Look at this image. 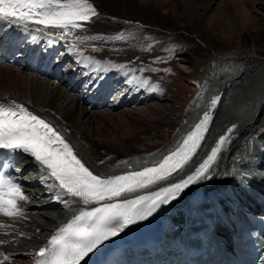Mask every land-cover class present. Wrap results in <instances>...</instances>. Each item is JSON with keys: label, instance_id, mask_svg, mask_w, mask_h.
<instances>
[{"label": "bare ground", "instance_id": "1", "mask_svg": "<svg viewBox=\"0 0 264 264\" xmlns=\"http://www.w3.org/2000/svg\"><path fill=\"white\" fill-rule=\"evenodd\" d=\"M93 2L99 15L82 30L64 33L0 21V42L7 43L11 52V59L0 66V103L15 101L46 119L89 170L102 177H112L157 164L180 144L215 98L218 104L210 121V134L188 165L167 181L128 198L151 195L162 187L181 182L194 174L217 148L219 151L207 178L189 185L176 199L158 208V222L162 223L167 215L179 222L195 194L200 195L203 202L224 209L227 205L223 194L231 198L234 192L240 191L245 202L243 184H252L260 190L264 170H256L253 155L264 150V0ZM170 37L196 41L203 50L219 58L212 78H205L202 91L182 111L177 96L150 75V68L138 67L139 70H135L141 72L136 74L129 65L130 56L143 40L153 38L157 41L154 44L159 45ZM116 51L118 57L113 56ZM76 53L105 62L106 69L97 73L82 67L77 63ZM193 53L196 59L197 52ZM179 54L184 63H194L192 56ZM58 67L63 71L61 75L56 73ZM4 69L16 71V77L9 78L8 70ZM182 75L187 78L185 71ZM207 84L212 88L204 93ZM80 88H96L95 93L105 100L97 105L86 103L78 95ZM222 100L224 105L221 106ZM102 113L121 119L118 122L98 120L95 115ZM132 113H137L144 123L167 127L172 133L169 132L168 138L155 134V137L145 138L139 144L140 149L131 151L127 158H124L126 154L119 158L109 144L100 142V138L107 125L109 143L124 146L125 140L132 139L137 131L131 121L122 119L125 114ZM169 113L175 115L164 123ZM115 133L121 136H117L121 141ZM221 138H226L223 145L219 143ZM248 141L256 142L259 148L254 145L248 150L245 148ZM22 158L24 162L17 165L14 172L22 179L18 185L27 199L17 202L22 215L0 214V264H38L37 246L48 245L59 228L79 211L95 207L68 196L57 200L53 196L57 189L46 186L52 181H44L45 174L39 165L29 156L22 155ZM65 200L69 202L65 204ZM176 206L180 213L176 212Z\"/></svg>", "mask_w": 264, "mask_h": 264}, {"label": "snow or ice", "instance_id": "2", "mask_svg": "<svg viewBox=\"0 0 264 264\" xmlns=\"http://www.w3.org/2000/svg\"><path fill=\"white\" fill-rule=\"evenodd\" d=\"M98 15L93 0H0V21L25 28L34 25L67 33L82 30L85 23L92 22V18ZM76 55L79 57L77 63L86 69L97 73L106 69L105 62L84 56L83 53ZM107 64L117 67L111 62ZM211 118L210 113H205L182 147L159 165L124 175L102 177L89 170L72 147L45 120L15 101L0 103V150L14 154L20 152L33 158L45 174L44 181H52L46 186L57 189L53 193L57 200L68 196L78 198L86 206L95 205L91 210L79 211L59 228L48 246L37 253L41 258L38 264H82L90 253L106 241L118 236L128 226L151 216L161 204L176 199L189 185L207 178L206 174L219 148L212 151L194 174L181 182L162 187L151 195L128 198L131 194L156 186L182 169L203 139ZM225 140L221 138L219 143L223 145ZM26 199L20 185L0 175V214L10 217L22 215L17 202ZM63 202L67 204L69 201Z\"/></svg>", "mask_w": 264, "mask_h": 264}, {"label": "rangeland", "instance_id": "3", "mask_svg": "<svg viewBox=\"0 0 264 264\" xmlns=\"http://www.w3.org/2000/svg\"><path fill=\"white\" fill-rule=\"evenodd\" d=\"M118 32L119 34H121V30H118ZM119 34H116V35H119ZM126 34H130V33L126 32ZM124 36L126 37L127 35H124ZM174 38L176 37H170L168 39H164V41L162 40V42L159 45L154 44V41L155 42L157 41L153 38H149L148 40H143L142 43L138 44L137 47L135 48L134 54H132L133 56L132 55L130 56L131 58L129 59V63H130L129 65L132 67V71L134 70L133 72L136 71V74H139L141 72L140 70L137 73V70H139V68H142V67L150 68V75H152L159 84L161 83L163 87L168 89L171 94L177 96L176 101L181 105V111H182L183 109H187L189 105L191 104V102L193 101L194 97L202 91V87H203L202 83L204 82L205 78L209 77L208 80L212 78L210 76L213 75L214 73L213 71H215L216 65L219 63L218 61L219 58L215 56L213 53H211L210 51L205 50V49L203 50V48H201L202 45L196 41H191V40L183 41L182 39L180 40L179 38H177L178 39L177 40ZM142 47H148V48L144 49ZM158 48L161 51L157 50ZM147 49L149 50L145 52V50ZM193 52L198 53V54L196 53V59H195V55ZM179 53H183L186 56L188 55L189 58L192 56L195 60L194 63L193 64L184 63ZM113 54H114L113 55L114 57L119 56L118 51L113 52ZM4 70L6 72L8 70L7 74H9L8 75L9 78L16 77L17 75L16 71H12L9 69L7 70L4 69ZM182 71H185L187 73V78L183 77ZM30 78H33V77H30ZM220 83H221V80L219 81L217 86H219ZM210 88H212L211 85L207 84L205 86L204 93H208ZM222 104H223V100H222L221 106ZM174 115L172 113H169L168 116L165 118L164 123L168 122L170 117H173ZM95 116H97L98 120L99 118H101V120L104 122H108V121L118 122L117 120L121 119V117L116 118L117 115H109L108 117V114L106 113H102L100 115H95ZM139 118L140 117H138L137 113L127 114V115L125 114V116L122 118L125 120L127 119L126 121H131V125H134L135 129L137 130L132 139L125 140L124 142L125 147L120 146L117 143L115 144V142L111 144L109 143L110 140L108 138H109L110 133L108 132V135L106 133L107 131H109V127L107 125H105V129L103 130L104 134L101 132L102 138H100V142L101 143L103 142L102 144L104 145L109 144V146L113 148V150L115 151V153L117 154L119 158H122L125 154L126 155L124 156V158H127L131 155V151H135L141 148V147L138 148L140 146L139 144H141L145 138H148V137L152 138V137H155V135L161 136L162 138H168L169 134L172 133V129L170 130L169 128L164 127V126L156 127L154 125H150L149 123L147 124V122L144 123L143 121L139 120ZM218 121L219 119L217 118V122ZM134 122L137 124H135ZM183 122L184 121H182V123ZM116 132L118 134H121L119 130H116ZM117 133H115L116 138L118 139V141L119 140L121 141L122 139L119 138L121 136L118 135ZM109 146H107V148H109ZM121 147H123L124 149ZM237 149L238 151H240L239 148ZM220 183L221 182L219 180L218 184ZM176 212L180 213L181 211L179 212L178 209L176 208Z\"/></svg>", "mask_w": 264, "mask_h": 264}]
</instances>
